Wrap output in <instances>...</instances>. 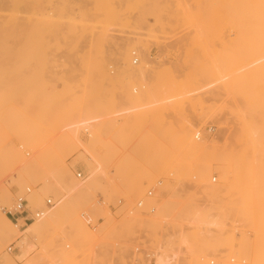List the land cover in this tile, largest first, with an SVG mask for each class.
<instances>
[{"label": "rangeland", "instance_id": "374dc122", "mask_svg": "<svg viewBox=\"0 0 264 264\" xmlns=\"http://www.w3.org/2000/svg\"><path fill=\"white\" fill-rule=\"evenodd\" d=\"M263 6L264 0H3L0 37L12 34L0 38V200L6 209H0V228L11 221L18 228L16 237L23 233V222L7 216L19 196H26L32 213L45 209L48 199L55 208L61 203L62 193L56 198L41 188L42 178L58 173L63 163L76 182L78 173L87 178L85 163L76 162L88 156L84 149L77 145L69 155L56 144L66 125L127 109L134 114L129 122L81 130V142L100 161L88 148L93 132L105 172L123 183L122 191L132 181L150 179L143 194L124 200L113 191H92L90 212L52 223L39 241L29 236L34 245L30 258L43 244L50 259L37 264H147L151 255L172 250L181 252V264H249L254 258L264 264V194L252 219L245 216L240 195L235 202L226 193L214 203L204 199L197 194L193 170L209 159L183 149L176 136L195 122L193 141L220 147L228 188L264 192V137L256 148L249 147L246 132L250 125L264 128V73L236 76L264 58L263 28L256 27L257 20L247 26L241 22L244 15H260ZM132 50L138 56L132 57ZM128 63L145 70L131 76ZM251 92L255 96L248 100ZM38 145L45 146L42 168L31 180L21 177L17 166L33 158ZM216 171L208 183L224 186L221 170ZM196 207L218 223L203 241L197 233L206 227L191 225ZM185 234L194 250L188 260ZM10 245L5 253L21 264L20 250L8 253ZM2 256L0 264H5Z\"/></svg>", "mask_w": 264, "mask_h": 264}, {"label": "bare ground", "instance_id": "6f19581e", "mask_svg": "<svg viewBox=\"0 0 264 264\" xmlns=\"http://www.w3.org/2000/svg\"><path fill=\"white\" fill-rule=\"evenodd\" d=\"M2 2H3V0H0V5H1ZM260 5H262V4L260 3ZM260 5H259V7H260ZM257 8L258 7H256V9ZM263 8H264V6H263ZM263 12H264V10H263ZM263 12H258L257 11V13H260V15L259 14H257V15L255 14V16L251 12V14L253 15L252 17H249L250 15L244 17L245 16L244 15L243 16V20L241 21L242 22V25L247 26V25H245L247 23V21H250L248 23L251 24V23H253L252 20H257L256 27L260 26L261 29L263 28V30H264V15H263L264 13ZM235 16H237V15H235ZM243 21H245V23H243ZM253 24H255V23H253ZM235 26H236V24H235ZM7 34L8 33L5 32V36H7V38H8L9 35L12 34V33H9V35H7ZM1 35L4 36L3 34H1ZM2 36L0 37L1 39H2ZM13 36H16V32H15V34H13ZM13 36H12V38H13ZM9 40L15 41L14 39H8V40L5 39L4 42L9 41ZM2 41H1V44H2ZM134 51L135 50H132V52H131L132 57H133V55H135V52ZM135 56H138V54L135 55ZM127 57H129V56H127ZM126 59L124 60L125 63H127L126 62ZM133 62L135 63L134 60H133ZM255 66H256L255 68L253 67L252 69L241 71V74H239V75L237 74L236 76H240V77H242V76L243 77H251V76H253V74H257V75L263 74L264 73V58L258 60ZM134 68L131 66V64H129L127 66V68H126L127 73H129L131 76L135 74L134 77H137L136 74H138L139 72L142 73L143 72V69H144L142 65H140V67H138L136 69H134ZM235 74H236V72H235ZM131 76H129V78ZM143 76H144V74L141 75V77H143ZM233 76H235V75H233ZM102 77H104V75ZM114 78H115V76H114ZM107 79H108V77H107ZM233 85L235 86L236 84L233 83ZM233 85H232V87L235 88ZM249 95H247V98L249 97L250 99H251V95L252 96H255L254 94H252V92ZM249 98H248V100H249ZM252 99H253V97H252ZM255 99H257V98L255 97ZM165 101H167V100H165ZM254 101H256L258 103L259 100L258 101L257 100H254ZM254 101H252V102H254ZM249 102H251V100ZM256 102H254V103H256ZM121 103H123V101H121ZM168 103H169V101H168ZM254 103H253V105H254ZM117 104L119 105V103H117ZM154 104H152V105H154ZM120 105L123 106L122 104H120ZM258 105H259V103H258ZM252 106H251V108H253ZM123 107L125 108V106H123ZM123 107H122V109H123ZM141 107H142V105H141ZM143 107L145 108V105ZM257 108H259V107H256L254 105V110L255 109L257 110ZM91 109H93V108L91 107ZM89 110H90V108H89ZM89 110H87V111L89 112ZM94 110H97V109L94 108ZM87 111H84V112L86 113ZM91 111L89 113L88 112L87 113L90 114ZM108 112H110V111H108ZM87 113H86V115H88ZM94 113H95V111H94ZM105 113H107V110L104 111L103 113H101V115H99L100 113H97L99 116H96V117L94 116V118H92L90 120H85V119L83 120L82 119V121H80L78 123H76V122L73 123L72 122L73 124L66 125L64 127V130H63V132H61V135L58 138L59 140H58V142L56 144L60 148L59 150H62L63 149V151L64 150L67 151V154L69 152V155L75 151V148H76L77 145L81 146L84 149V152L88 156L87 157H85V156L79 157L76 160V162H83V163H85V165L87 166L86 169L88 171L87 178L84 179V180H79L78 179L79 181L76 182L75 179H74V177H73V175L71 174L70 170H67L66 169L65 163H63L62 165H60V168H58L59 169L58 170V173H54V172L51 173L52 172L51 171L50 172L51 174L48 177L46 176V177L42 178L43 186H42L41 189L47 195H49V196L52 195L54 197L57 196L56 193H60V194L62 193L63 199L61 200V203H59L56 208L53 207L51 210H49L48 214L55 208L54 211H53V213H51V216L48 217V218L46 217V216H48V214H47V215H45L46 218L43 217L42 219H37L35 222H32L31 224H27V225L23 222L22 219H20L18 222H21V223L23 222V224H21V225H23L25 227L24 228L22 227L23 228V231H22L23 233L18 238L16 237L17 236L16 233H18L16 231H17L18 228L16 227L17 229H15V226H14V229L16 230L15 231L12 228L13 226H11L12 224H11V221L10 220L9 221H10V224L11 225L8 224V222H6L5 224H7V225H5L4 228H0V254H3L2 260H3V262L5 264H18V263H15L13 261V259L10 256L7 255V253H5V250H4L5 246H7V244H10V243L11 244L14 243L13 245L14 246L16 245V248L20 250V252H21L20 254L21 255L19 256V260H20L21 264H37L39 262H44V261L45 262H48L50 258L48 259V261H46V260L48 258L47 256H49L48 255V251L49 250H47V247L45 245H43V244H41V252L39 254L37 253L38 254L37 256L36 255L33 256L34 258L33 257L30 258V255L32 254V251L34 249V245L30 241L29 236L32 237V239H36L37 241H39V239L40 240L41 239H44L47 236V233L50 232V228H51L52 223H55V222H57L60 219H62L64 221V223H67L72 218H75V219L78 220V219H80V213L81 212H85V211H89L90 212V208L88 206V204H89V200L88 199L91 197V192L92 191H97V190L113 191L114 193L119 194V196L117 195L118 197L122 196L124 198V200L125 199L126 200H136L139 196H141L143 194L144 189H145L144 188V184H145V182H149L150 179L140 178V179H137L135 181H132L133 183L132 184L130 183L131 185H128L129 188L126 189V191H122V188L124 186L121 187V185H123V183L121 181H120L121 182L120 183L116 179L112 178L113 176L110 177L105 172V168L107 166V163L100 158V156L98 155V153L96 151L97 140L93 136V132H92V136L90 138V141L88 142V148L100 159V161L97 160V158L95 156H93L90 153V151L83 146V144L81 142V133H80L81 130H84V133H89V131H91V130L92 131L93 130L95 131V129L98 126L99 127L100 126H103L106 123H107V125H109L110 122L112 124L113 123L114 124H119V122L122 124L121 121H123V122L125 121V123L126 122H129V120H128L129 117L134 116V114L131 111L129 112L127 109L126 110L118 111L115 114L112 113L113 115L110 114L112 117L109 116V115H105ZM253 113H254V111H253ZM84 116H85V114H84ZM89 116H91V115H89ZM92 117H93V114H92ZM108 117H110V118H108ZM84 118H87L88 119L89 117L88 116H85ZM131 119L132 118H130V120ZM123 125H124V123H123ZM186 125H187V123H186ZM195 127H196V123L194 122L193 124H190L188 127L181 129L180 132L177 133L176 136L180 140L179 145H182V147L185 146L183 149H185L186 151H189L191 154H194L196 156H199V157H201L203 159H209V160H206L205 163H203V161H202V163L199 164L193 170L194 171L193 172L194 175H196V177L198 179V181H197L198 183H196V185H195L196 188H197V194L199 195L200 193H202L203 194V198L204 199L205 198L206 199H210L211 200V203L213 202V199L214 198H216V197L219 198L221 193H226L225 195L226 196L227 195L229 196V199H230L231 202H235L236 197L238 195H240V196H238L239 199H238V197H237V199L240 200L241 202L245 203L246 204V207H247V210H245L244 214H245V216L247 218L252 219L257 214V210H256L257 208H256V206L259 204V201L261 199V195H263L264 192L262 190H260V189L257 190L256 188L255 189L252 188V189H250L248 191H246V190L239 191L238 188H233V187L232 188L231 187L228 188V186H227L228 185V181H227L226 175L228 176L229 173H227V174L225 173L226 170H228L227 169L228 166H227L226 163H224L221 160L220 147L217 146L216 144L212 143V142L209 144L205 140L204 141H200L199 143L193 141L192 132H193V129ZM246 130H247L246 132L248 134V141H247V145L248 146L250 144V146H254L255 147L256 144H258V143H260V142L263 141L264 128H262L261 126L250 125ZM177 142H178V140H177ZM180 143H182V144H180ZM258 146H260V145H258ZM44 148H45L44 145L43 146L38 145L36 148L33 149V154H34L33 158H30L29 160H24L23 159V160H21L20 163L18 162L19 165L17 166L16 170L20 174L21 177H25L26 179L30 178V180H31L32 179V176L34 177V175L38 172L37 171V168H39V169L42 168V159H41L40 156L43 154L42 152L44 151ZM253 150H255V149L253 148ZM46 160H48V159H46ZM55 166H56V164H55ZM231 166H232L233 169H234V167H236V166H234V164H232ZM232 168L230 167V169H232ZM213 169H215V171L216 170H221V178L220 179H222V183L225 184L224 186H222V185L213 186V185H211V184L208 183V175L212 172ZM33 171H35V172L33 173ZM196 177H195V179H196ZM34 179L35 178H33V180ZM49 179H52L53 182H51ZM36 180H37V178H36ZM128 181H129V179H128ZM34 182H36V181H34ZM225 186H227V187H225ZM124 190H125V188H124ZM2 191H4V190H2ZM35 195H34V197H35ZM36 197H38V196H36ZM56 198H58V196ZM117 199H119V198H117ZM39 200L40 201H39V204L38 205H41L42 206V202H41L40 197H39ZM185 202H186V200H185ZM200 206H201V204H200ZM196 208L197 209L192 214L193 216H191L192 219H193V220L191 219V221H192L191 222L192 223L191 225H194L193 223H197L198 226H200V224H202L201 226H203V228H204V226L206 227L203 230L201 228L198 233L196 232L197 235H198V237L201 239L200 241H203L202 239L206 240L205 238H208L209 236H212V234H211V230H212L211 227H214V226L217 227L218 226V223L215 220H212V221L207 220V217H206L207 215L204 212H202V209L203 208L201 210L199 209L200 207H196ZM0 209L4 210L6 212V209L3 208L2 206L0 207ZM45 210H46V207H45ZM180 214H181V212H180ZM186 214H188V213H186ZM177 217H178V215H177ZM77 223H79V222H77ZM254 226L256 227V225H254ZM255 227H254V229H255ZM198 229H199V227H198ZM14 236L16 237V239L14 238ZM181 239L183 241L182 243H183V245L185 247L184 249L186 250V254L187 255L189 253L191 254L194 251L191 248V246H189L191 244L190 243L191 241L189 242L190 244H188V240L189 239H187L186 234L183 235V238H181ZM244 246L245 245L242 243L243 250H245L247 248V247L245 248ZM8 248H7V252H8ZM184 249H182V250H184ZM8 253H10V252H8ZM161 253L162 252H159L158 254H156V253L154 254L153 253L154 254L153 257L151 255V260H150V262L147 261L148 262L147 264H181L182 261H183V260L180 259L182 255L179 257V255H180L179 253H181L180 251L179 252L178 251L177 252H174L172 250V252L171 251L170 252L167 251V252H163L162 254ZM190 254L184 260H188L189 259V256L193 255V254H191V255ZM50 263L51 262H49L48 264H50ZM219 264H230V263L225 260L224 262H221ZM249 264H260V262L258 261V259L254 258V259H252V261Z\"/></svg>", "mask_w": 264, "mask_h": 264}, {"label": "built area", "instance_id": "2783aa9c", "mask_svg": "<svg viewBox=\"0 0 264 264\" xmlns=\"http://www.w3.org/2000/svg\"><path fill=\"white\" fill-rule=\"evenodd\" d=\"M136 63L137 61L134 64ZM199 137H200V134L198 133L196 138L199 139ZM76 178L79 180H83L84 176L82 173H78L76 175ZM27 192L30 193L29 190ZM153 194H154V191L150 190L147 193V196L149 198H152ZM55 205H56V202H54L53 199H48L45 203L46 210L44 209L42 211H37L35 213H32L29 210V207H28L29 202L26 196L22 195L16 198L12 210L7 211V216L16 224L18 223L19 219H22L23 222L27 225L29 223L36 221L37 219H42L43 217H45V215L48 214L49 210L55 207ZM142 206H143V202H139L138 207H142ZM0 207H1V200H0ZM84 220L86 221L88 226L92 225V220L89 217H85ZM16 251H18V249L13 244L9 246L8 252L15 253Z\"/></svg>", "mask_w": 264, "mask_h": 264}]
</instances>
